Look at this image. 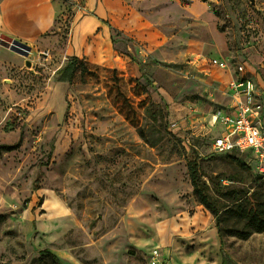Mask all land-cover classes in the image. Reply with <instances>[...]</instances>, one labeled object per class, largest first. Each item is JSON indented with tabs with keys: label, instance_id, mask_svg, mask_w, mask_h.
<instances>
[{
	"label": "rangeland",
	"instance_id": "rangeland-1",
	"mask_svg": "<svg viewBox=\"0 0 264 264\" xmlns=\"http://www.w3.org/2000/svg\"><path fill=\"white\" fill-rule=\"evenodd\" d=\"M62 3L66 20L27 54L0 45V145L18 144L0 155V264H54L44 250L61 264H151L153 250L158 264H264V232L218 226L187 169L216 209L264 208L248 155L211 147L236 66L264 104V0ZM74 57L85 65L60 81Z\"/></svg>",
	"mask_w": 264,
	"mask_h": 264
},
{
	"label": "built area",
	"instance_id": "built-area-1",
	"mask_svg": "<svg viewBox=\"0 0 264 264\" xmlns=\"http://www.w3.org/2000/svg\"><path fill=\"white\" fill-rule=\"evenodd\" d=\"M66 20V15H59ZM221 70H229L224 62L214 60ZM234 78L228 84V94L233 101L231 109H218L211 117L212 125L221 127L220 133L211 140L214 152L239 157L248 155L247 165L255 175L264 178V122L262 104L257 100L256 86L248 77L244 66L234 68ZM151 253V264H158L161 255Z\"/></svg>",
	"mask_w": 264,
	"mask_h": 264
},
{
	"label": "trees",
	"instance_id": "trees-1",
	"mask_svg": "<svg viewBox=\"0 0 264 264\" xmlns=\"http://www.w3.org/2000/svg\"><path fill=\"white\" fill-rule=\"evenodd\" d=\"M0 45L9 47V45H15L19 49V53L22 55L27 54L28 47L18 41L12 40L6 36L0 35ZM24 49V50H22ZM83 64L78 58L74 57L69 60L66 65L60 69L57 73L58 79L60 81H71L75 76V71L78 70V67ZM18 147V144L15 145H0V155L3 153H9L15 151ZM233 160L239 162L237 157L229 155ZM240 163V162H239ZM246 166V164H242ZM190 184L193 189V194L196 196L197 201L200 205L204 206L209 210L217 220L218 226L225 222L229 217H235L239 223L245 222L244 229H230L228 232L233 233L240 239L246 240L252 233H263L264 232V208H258L257 210L248 209L245 201H242L240 197H234L233 206L223 207L222 209H216L214 203L212 202L211 197L208 194L209 187L207 183L203 180L202 175L200 174L197 165L195 162H189L187 165ZM260 177V176H259ZM262 178V177H260ZM219 193V191H218ZM220 237L223 236V228H219L218 231ZM41 257H48L54 264H61V261L54 254L49 251H42L40 253Z\"/></svg>",
	"mask_w": 264,
	"mask_h": 264
},
{
	"label": "crops",
	"instance_id": "crops-1",
	"mask_svg": "<svg viewBox=\"0 0 264 264\" xmlns=\"http://www.w3.org/2000/svg\"><path fill=\"white\" fill-rule=\"evenodd\" d=\"M62 5V0H0V35L27 47L40 44L62 21L59 18ZM246 71L249 77L250 72L247 69ZM233 78L234 74H231L230 80ZM252 81L256 87L260 85L259 82ZM226 89L228 93V87ZM257 100L263 107L262 122H264V104L259 98ZM232 107L233 101L230 106L220 109L228 110Z\"/></svg>",
	"mask_w": 264,
	"mask_h": 264
},
{
	"label": "water",
	"instance_id": "water-1",
	"mask_svg": "<svg viewBox=\"0 0 264 264\" xmlns=\"http://www.w3.org/2000/svg\"><path fill=\"white\" fill-rule=\"evenodd\" d=\"M248 1L250 2L251 6H253V7L256 6V5H255V1H256V0H248Z\"/></svg>",
	"mask_w": 264,
	"mask_h": 264
}]
</instances>
